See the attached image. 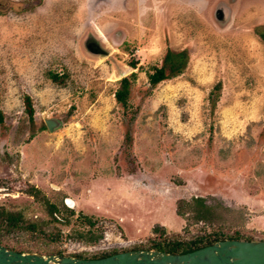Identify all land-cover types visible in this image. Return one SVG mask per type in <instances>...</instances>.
<instances>
[{
    "label": "rangeland",
    "instance_id": "rangeland-1",
    "mask_svg": "<svg viewBox=\"0 0 264 264\" xmlns=\"http://www.w3.org/2000/svg\"><path fill=\"white\" fill-rule=\"evenodd\" d=\"M20 1L31 7L0 11V206L44 222L5 233L8 248L97 258L264 239V0ZM168 48L188 63L151 87ZM194 196L214 206L210 221L177 213Z\"/></svg>",
    "mask_w": 264,
    "mask_h": 264
},
{
    "label": "water",
    "instance_id": "water-1",
    "mask_svg": "<svg viewBox=\"0 0 264 264\" xmlns=\"http://www.w3.org/2000/svg\"><path fill=\"white\" fill-rule=\"evenodd\" d=\"M217 13L221 19L224 9L220 8ZM86 47L94 53H109L94 37L87 40ZM45 124L49 131L54 132L62 127L63 122L46 117ZM0 264H264V239H223L185 253L130 249L97 258L17 251L0 243Z\"/></svg>",
    "mask_w": 264,
    "mask_h": 264
},
{
    "label": "trees",
    "instance_id": "trees-1",
    "mask_svg": "<svg viewBox=\"0 0 264 264\" xmlns=\"http://www.w3.org/2000/svg\"><path fill=\"white\" fill-rule=\"evenodd\" d=\"M262 38L264 39V32L261 33ZM188 63V53L186 50L175 52L171 48H168L167 53L165 55V59L163 65L160 67H156L152 73L149 74V83L151 87H155L160 82L172 78L174 76L179 75L183 72L184 68ZM55 77V75H53ZM130 94V81L128 77H123L121 79V88L116 92V98L119 102H121L125 107L128 106V96ZM28 108H29V117L33 119V107L31 103L30 97L26 98ZM215 104V102L213 101ZM133 117H130L132 119ZM1 120V117H0ZM45 128V126H43ZM126 141L130 144L131 141V133L128 132L126 135ZM28 193L38 200L41 198H45L40 189L35 187V185H30L28 189ZM46 199V198H45ZM48 206V213L51 218L56 220H63L58 217V214L61 210L54 203L49 202V200H45ZM63 209L65 211L73 212L72 209L63 205ZM177 213L179 215L185 216L192 223H197V221H210L211 215H215V208L212 205L206 203V200L202 196H194L190 201H184L178 205ZM43 220L39 223H30L26 218L22 211H16L8 209L4 206H0V243L5 245L3 242L5 240V233L10 231L23 228V225L26 223L28 229L36 231L39 228V225L43 224ZM239 237H230V239H237ZM218 240H223V237H210L207 235L198 236L193 238L189 242H182L180 240H174L166 243L165 245L156 244L153 248L159 250H166L174 253H185L188 251H192L198 248H201L206 245L213 244ZM6 246V245H5ZM7 247V246H6ZM17 251H23V249H15ZM108 256V255H103ZM85 258V257H84Z\"/></svg>",
    "mask_w": 264,
    "mask_h": 264
},
{
    "label": "flooded vegetation",
    "instance_id": "flooded-vegetation-1",
    "mask_svg": "<svg viewBox=\"0 0 264 264\" xmlns=\"http://www.w3.org/2000/svg\"><path fill=\"white\" fill-rule=\"evenodd\" d=\"M21 4H22L21 8L24 7V9H27V8L31 7L29 2H23V1H20V0H14V2H13V0H0V11L4 12L5 9H8V8L11 9V8L17 7L18 5H21ZM218 10H220V8L217 9V11ZM216 14L218 15L217 12H216ZM224 17H225V10H224V13L222 15V18H224ZM89 248H91V247H89ZM78 257L84 258L83 256H78ZM87 258H96V257H87Z\"/></svg>",
    "mask_w": 264,
    "mask_h": 264
},
{
    "label": "bare ground",
    "instance_id": "bare-ground-1",
    "mask_svg": "<svg viewBox=\"0 0 264 264\" xmlns=\"http://www.w3.org/2000/svg\"><path fill=\"white\" fill-rule=\"evenodd\" d=\"M71 203V202H70Z\"/></svg>",
    "mask_w": 264,
    "mask_h": 264
}]
</instances>
